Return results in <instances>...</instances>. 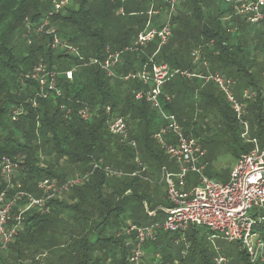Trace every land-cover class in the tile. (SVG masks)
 <instances>
[{"label": "trees", "instance_id": "1", "mask_svg": "<svg viewBox=\"0 0 264 264\" xmlns=\"http://www.w3.org/2000/svg\"><path fill=\"white\" fill-rule=\"evenodd\" d=\"M45 2L47 1L14 0V7L0 6V18L3 20V23H0V43L2 44H0V156L23 160L21 187L35 196H40L36 188L45 179L65 183L78 174L82 175L91 171L95 164L108 168L107 166L111 167L114 163L118 164V168L127 170L124 173L128 174L123 181L115 179L120 186L124 185L118 194L123 195L130 191L132 195L124 196L120 201H116L113 194L103 197L104 185H109L110 182L104 172L97 170L83 186L72 190V199L77 202L68 205L65 202L55 201L52 203L51 212L47 215L36 212L26 215L23 230L19 231L15 241L9 246L10 259L20 262L25 247L48 249L49 243L55 241L57 233L62 239L72 234L64 244L67 249L61 251L58 264H62L61 258L67 259V257H69V264H101L100 257H96L100 250L106 254H112L116 250V260L112 264H130L128 260L133 245L126 247L125 237L118 238L116 233L110 235L107 230L113 223L112 219L118 218L125 210L128 204L126 201L132 199L131 201L134 200L137 204L143 202L148 206L146 198L138 192L141 188L140 183L145 182L151 185L155 168L158 167L160 172L163 167L171 169V166L164 164L165 161L168 162V159L170 162L171 160L164 149L153 150L150 147V141L154 135L152 132L154 123L149 114V109L152 107L145 101L135 99V93L143 88L142 84L131 83L124 86V83L109 78L99 67L80 69L74 75L72 82L65 81L63 77L59 78V86L64 91L65 99L73 102L80 101L96 111L90 121H82L77 116L67 121L54 99L39 101L37 109L32 107L38 85L30 80L28 72L42 61L48 65L49 69L59 72L72 69L76 65V59L52 49L50 38L46 35L41 37L33 35L32 43H28L27 22L40 24L51 14L48 8L42 5ZM156 3L158 10L162 7L167 8L161 1ZM222 3L227 7L220 6ZM50 4L53 7L52 3ZM151 7L152 0H80L60 13L53 12L51 22L54 23V27L55 23L57 24L59 37L78 47L86 58L104 59L107 47L114 51H123L135 42L138 34L147 24V13ZM214 7L219 9L216 14L212 12ZM112 9L115 12L112 13ZM120 9H124V16L119 13ZM231 10L232 7L225 0L220 2L180 0L177 13L172 17L174 34L169 43L159 51V42L154 41L141 53L123 54L121 59L125 62L123 72L137 70L136 64L143 67L155 55L154 62L167 63L172 68L186 70L193 75L206 77L209 71L220 72L237 83L235 93L236 90L239 93L244 89L264 91L259 86L260 80L257 74L252 76L250 71L252 67L255 69L250 58L256 53H252L249 47L250 42L256 41L258 44L254 50L261 44L263 49H258L257 53L264 50V24L251 26L239 17L234 18L238 25H242L240 29L247 30L249 27L254 33L249 35L247 31H244V34L232 36L226 27L227 24L224 23V19ZM156 20L158 16L152 19L154 22ZM19 21L24 24H20V28L16 29L14 23ZM13 29L16 30L9 35ZM240 29L238 27L237 31ZM204 43L203 52L200 49L202 57L198 64L193 65V53ZM205 62L208 64V69L204 67ZM202 79L201 77L192 79L180 77L169 82L166 86L169 90L168 95L173 100L169 105L163 103L164 108L176 115L186 136L200 137L196 129L191 125L190 128L184 119L186 114L195 117L200 111L204 115L211 113L214 119H225L228 124H231V126L228 125L229 132L234 133L233 128L238 121L233 109L226 99L221 97L215 84V87L212 84H206L201 81ZM200 98L202 102L199 104L197 100ZM20 106L25 107L27 112L17 122H13L11 114ZM107 107H111L112 115L127 118V125L131 126L129 127L131 140L140 144L144 159L142 163L148 168L145 174L131 176L140 171L136 162L138 153L129 145H122L118 137L110 134L107 125L110 116L105 113ZM247 110H250V120L253 124L251 125L252 135L263 142L264 99L262 95L249 103ZM239 141H241L242 153L237 156L236 161L252 149L249 144H242V142L245 143L242 138ZM202 146L204 148L203 143ZM54 155L58 158L53 162ZM48 156L51 158L48 159ZM45 159L47 161L43 163ZM62 161L65 162L63 167ZM171 164L174 166L173 162ZM67 166L70 171L67 170ZM71 168L74 171H71ZM145 177H148L151 182L146 181ZM6 187V182L0 177V194ZM167 202L170 207L168 199ZM72 219L75 222L74 230L69 227ZM122 227L125 228V226ZM44 232L54 235L50 237V242L48 240L46 243L42 242L41 235ZM96 235L97 241L91 242ZM212 235V232L204 227L189 229L185 235L187 243L190 244L186 259L182 257L184 249L180 252L172 249V240H169L167 235L163 238L159 235L157 242L152 244L157 243L155 246L158 249L157 253L163 257V264H171L175 260H180L182 264H215L216 252L210 254L205 245L210 243ZM177 239L178 236L175 237L174 242ZM134 240L133 237L132 241ZM175 245L182 248L184 244L175 242ZM240 259L242 264H251L244 251L240 253ZM0 264H7L4 254L0 257Z\"/></svg>", "mask_w": 264, "mask_h": 264}, {"label": "built area", "instance_id": "2", "mask_svg": "<svg viewBox=\"0 0 264 264\" xmlns=\"http://www.w3.org/2000/svg\"><path fill=\"white\" fill-rule=\"evenodd\" d=\"M42 1H50L54 7V13H60L72 2L80 0ZM157 1H161L167 7L168 12L166 24L161 29L152 27L153 17L160 13V10L156 9ZM225 2L247 24L251 26L264 24V0H225ZM179 4L180 0H152L151 10L147 13L148 21L145 29L138 34L135 42L123 51H114L107 47L104 59L86 58L78 47L63 41L52 25L53 13L40 24L27 22L26 38L29 44L32 43L33 35L38 37L46 35L50 38L52 49L76 59V65L64 72L49 69L44 61L34 67L30 79L38 85V92L32 101V107L37 109L39 101L54 99L67 121H71L75 116L82 121H90L96 111L80 101L73 102L65 99L64 91L59 86V78L63 77L65 81L72 82L74 75L80 69L88 67H99L112 79L119 77L125 83L138 81L143 84L144 88L149 87L146 90L143 88L137 91L135 99L145 101L159 109L163 125L155 134L154 139L173 162L176 171L172 172L167 167L161 169L160 184L166 187L167 199L170 202V207L163 208L166 215L165 222L149 227L129 226L117 235L118 238L125 237L127 239L126 247L133 245L129 263L147 264V256L143 248L146 244L157 242L160 235L159 230L178 236L175 242L184 244L182 257L186 259L190 248V244L185 239L186 233L192 227H204L213 234L210 237V242L215 247V264H230L229 259L219 253L220 249L215 246V241L220 236L230 243L240 244L251 264H264V132L263 142H260L257 137L252 135L246 117L249 103L261 95L264 99V91L244 89L238 98L235 93L237 85L232 79L219 73L204 77L189 72L174 71L167 64L154 62V57L143 65L140 72H131L120 76L115 72L123 54L141 53L144 48L156 40L159 42L158 51L169 43L173 35L172 17L176 15ZM119 13L124 16V9H120ZM200 53V49L193 53L196 62L200 61ZM204 65L207 67V63ZM179 75L187 78L201 77L213 82L233 109L242 128L241 138L252 147L250 152L242 155L236 161L227 183L206 176L205 167H197V164L207 157V152L201 141L186 136L176 115L164 110V106L160 103L161 97L164 98V103H170L171 99L164 96L163 88ZM26 112V108L23 106L16 108L12 112V121L17 122ZM105 113L110 116L107 122L110 134L129 142V130L125 118L112 115L111 107H107ZM130 142L135 147L134 142ZM136 162L140 171L131 174L133 177L148 171V168L139 159ZM18 168V164L10 158L0 156V177L7 184L6 189L0 194V257L15 241L19 231L23 228L26 215L34 212L41 215L49 214L52 203L73 189L83 186L97 170L104 172L108 177L128 175L95 164L91 171L76 175L65 183L53 179L43 180L37 186L40 196H35L26 191H19L20 185L18 188L13 185V177ZM190 173L199 175L201 185L191 192H186V179ZM145 180L151 182L148 177H145ZM147 211L150 217H156L158 213L148 209ZM133 237L134 241H132ZM150 264H163L162 255L156 253L154 261ZM171 264L182 263L180 260H175Z\"/></svg>", "mask_w": 264, "mask_h": 264}, {"label": "rangeland", "instance_id": "3", "mask_svg": "<svg viewBox=\"0 0 264 264\" xmlns=\"http://www.w3.org/2000/svg\"><path fill=\"white\" fill-rule=\"evenodd\" d=\"M14 0H0V6H5V5H10L11 7H14L15 5L13 4ZM103 1V0H102ZM132 1V0H130ZM216 1V0H215ZM217 2H220V0H217ZM50 1H47L45 3H43L42 5L45 8H48L49 13H53L54 9L50 4ZM77 3L76 1L72 2L71 5ZM70 5V6H71ZM69 6V7H70ZM220 6L222 7H227L226 4L222 3ZM218 7H214L213 11L214 14L218 13L219 9H217ZM114 9H112V13H113ZM167 11V9L165 10ZM115 12V11H114ZM167 14V13H166ZM228 14V13H227ZM165 18L166 19V15L162 14L160 16V18ZM233 18L234 20V24H227L226 27L228 29V31L232 30L230 32V34H232V36L234 35H239L240 33L244 34V31H247L248 34L250 35L251 33H254L251 31V29L248 27L247 30L245 28H241V24H237V21L234 18H237L238 16L236 15L235 11L231 10V13L228 14V16L225 18V21L227 20V18ZM25 22V21H24ZM228 22V20L226 21ZM0 23H3V20L0 18ZM23 22H18V23H14L16 29L20 28V26L22 25ZM21 24V25H20ZM24 24V23H23ZM53 27H54V23L52 22ZM20 25V26H19ZM153 27V26H152ZM239 27V31H237ZM56 30H59L57 24L55 23V27ZM155 28V27H153ZM13 29L11 30L10 34L16 30ZM174 34V33H173ZM253 35V34H251ZM251 41V40H250ZM155 42H158V40H156ZM1 44V43H0ZM249 47H251L252 53H256L254 57L250 58V61L253 63V66L255 65V69H250L252 76L257 74L258 76V80H260L259 82V86L261 88H263L264 90V50L260 53H257L258 49H263L262 44L259 46L258 49L254 50V48L257 47L258 42L256 41H252L249 43ZM2 45V44H1ZM205 45L202 44L199 46L198 49H202V47ZM203 52V49H202ZM202 52L201 57H202ZM200 57V59H201ZM193 59H195V57L192 56ZM34 69V68H33ZM32 69V70H33ZM32 70L30 72H28L29 74H31ZM180 71V70H179ZM221 74L220 72H216ZM117 75V74H116ZM210 75H213V73H211L210 71L208 72V75H206V77H209ZM222 75V74H221ZM28 77L30 78V75H28ZM182 76H177L176 78H174V80L180 78ZM31 80V79H30ZM201 81H203L206 84H212L214 86V83L211 81H207L202 79ZM125 83V82H124ZM126 84V83H125ZM126 86V85H124ZM215 87V86H214ZM218 89V88H217ZM163 92H165L166 94H169V90L167 88V86L165 85V87L163 88ZM218 92L219 89H218ZM198 95V94H197ZM196 95V97H198ZM220 95L222 98H225L224 95L220 92ZM240 93H237V97L240 98ZM173 100V99H172ZM163 98L161 97L160 99V103L161 105H163ZM197 102H199V104L202 102V99H198ZM169 104H172L169 103ZM168 104V105H169ZM203 105H204V99H203ZM152 109H149V114L150 117L152 119V122L154 123V126L152 128V132L154 133L153 135V139L152 141H150V147L153 150H161L162 148L158 145V143L155 141L154 136L155 134L159 131L160 127L163 125V120L161 119V113L159 111L158 108L151 106ZM204 107V106H203ZM164 110H166L167 112L168 109L163 108ZM202 109V108H201ZM250 109V108H249ZM196 110L199 111V108L196 107ZM209 115H204V113L202 111L199 112L198 115H195V117L193 115H188L186 114V116H184V119L187 121V125H190L196 129V131L200 134V137H196L193 133V135L202 141V143L204 144V149H206L207 152V157L204 161H201L197 164V167H205V175L217 180L219 182H224L227 183L230 180V175L231 172L235 166L236 163V158L237 156H240L242 153V149H241V141H239V137L240 134L242 133V128L239 125V123L236 124V126H234L233 131L234 133L229 132V128L228 125L231 126V124H228L225 119L220 118V119H214V116L211 115V113H208ZM12 117V114H11ZM123 117V116H121ZM247 120L251 125L253 126L251 120H250V110H247ZM93 118V116H92ZM91 118V119H92ZM125 118V117H123ZM12 119V118H11ZM125 120L127 121V118H125ZM250 120V121H249ZM108 125V124H107ZM131 126H129L128 124V130H129V142L126 140H123L122 138H119L122 145L123 144H127L130 147L134 148L137 153H138V157L137 159H139V161H143V156L141 154V150H140V144L137 141L131 140V134H130V128ZM159 127V128H158ZM191 128V127H190ZM253 130V128L251 127V131ZM133 141L135 144V147L132 146V142ZM120 143V144H121ZM243 145H246V143H243ZM121 145V146H122ZM124 147V146H123ZM161 148V149H160ZM42 150V149H41ZM51 156H48V159H50ZM57 155H54L52 158V161L54 162L57 159ZM20 160H13L14 163L18 164V171L17 173H15L14 177H13V181L14 182V186H16L18 188V186H22V176H23V167H24V162L21 158H19ZM47 161V159H45L44 161H42L43 163ZM165 161V160H164ZM42 164V163H41ZM164 164L168 165V166H172L171 162L168 159V162L165 161ZM62 167L65 165V162L62 161L61 162ZM118 164L114 163L112 164V166H107L110 169L116 170V171H120V172H127V170H125L124 168H118L117 167ZM67 170H69V166H67ZM156 177L153 179L154 182H159L160 179V170L158 167L155 168L154 170ZM125 174V173H124ZM71 176H69L70 178ZM107 177V180L110 182L109 185H104L103 188V197L106 198L107 195H112L115 198L116 201H120L122 197L124 196H131L132 194H128V192H125L123 195H119L118 193L121 192L122 188H124V185L120 186L118 182H116L118 179V181H123L126 177H118V178H114V176L111 177ZM114 179V180H112ZM70 180V179H69ZM112 182V183H111ZM141 182H143L141 180ZM201 185V179L199 177V175L195 174V173H190L188 175V178L186 179V184H185V190L186 192H191L193 189L199 187ZM141 188L138 190V192H142L144 191V194L146 193V190H149V188H151L150 184H146L145 182L140 183ZM153 186V185H152ZM155 191H156V196H157V200L155 202H151L149 199H145L147 204H144L143 202H137L136 201H131L132 199L126 201L128 202L127 206L125 207V210L122 212V214L115 219H112V224H110L109 229L107 231H109V234H115L116 232H119L121 230V228H123L122 226H126L128 224L129 221H132V223L136 226L139 227H149V226H153L155 224H162L165 222V218L166 215L163 211L164 207H168V202H167V190L166 187H158V185H154L153 186ZM120 189V190H119ZM19 191H24L23 187L19 188ZM73 192L70 191L69 193L65 194L72 196ZM63 197V196H62ZM65 197V196H64ZM146 198V196H144ZM71 201V200H66L64 201L65 203ZM58 202V201H57ZM138 206V207H137ZM137 207V209H136ZM147 208H149L150 211H157L158 215H156V217H150L147 211ZM74 220H70V226L73 230V224H74ZM60 228V226L58 227ZM62 228H60L59 230H61ZM75 233V232H74ZM101 233V232H99ZM117 234V233H116ZM159 234L161 236V238H163L164 236H168L169 240L171 241L172 244V249L176 252H180L181 249H184V245H182V248H180L179 246L175 245L174 239L177 235L172 234V233H165L162 230H159ZM72 234L68 235V238L70 239V236ZM54 235H50V233L48 232H44L43 235H41V240L43 243H46L47 240L50 242V237ZM97 235L94 236L91 239V242H96L97 241ZM68 238H61L59 237V235L56 233L55 234V241H51L49 243V248L48 249H42L39 247V250L33 249L34 247H29L27 249V247H25L23 250V256L21 261L19 262L18 260L16 262H14V260H11V254L10 251L11 249L8 248L7 251H5L4 253V260L7 262V264H58V260L61 257V251H64L67 249V246L64 245L67 241ZM157 244V243H156ZM156 244H146L143 248V250L145 251V253H148V262H152V260H154V257L158 251V249H156ZM40 245V244H38ZM62 245V247H60ZM206 248L209 250L210 254L215 252V247L214 245H212V243H207L205 244ZM215 246L218 247L220 249L219 253H221L222 255L226 256L230 263H236V264H242V261L240 259V253L242 252V248L241 245L238 243H230L228 241H226L223 237H219L216 241H215ZM116 250H114L112 252V254H106L105 252H101V250L99 252H97V256L96 257H100L101 264H112L115 260H116ZM105 253V254H104ZM10 254V256H9ZM62 259V264H69V257H67V259Z\"/></svg>", "mask_w": 264, "mask_h": 264}, {"label": "crops", "instance_id": "4", "mask_svg": "<svg viewBox=\"0 0 264 264\" xmlns=\"http://www.w3.org/2000/svg\"><path fill=\"white\" fill-rule=\"evenodd\" d=\"M167 9V8H166ZM166 9H164V7H162V8H160L159 10H160V13H159V15H158V20H156V22H154V21H152V26L153 27H155V29H161V28H163L164 27V25L166 24V21H167V15H168V12L167 11H165ZM151 10V9H150ZM167 13V14H166ZM162 14H165L166 15V19L163 17V18H160V16L162 15ZM228 20V22H226ZM227 20L225 21V19H224V23L225 24H234V22H233V18L231 19V18H227ZM144 29H145V27H144ZM143 29V30H144ZM232 30H230L229 32H231ZM146 49H148V47L146 48ZM146 51V50H145ZM153 56V55H152ZM155 56V55H154ZM153 56V57H154ZM150 57V56H149ZM122 61V60H121ZM199 62H196L195 61V59H193V65H195V64H198ZM205 63H207V62H205ZM165 64H167V63H165ZM172 70H174V71H176V70H178L177 68H172L169 64H167ZM137 66V70H130V71H128L127 73H124L123 71L125 70V62L124 61H122V62H120V64L117 66V68L115 69V72H116V74L118 75V76H120V75H126V74H128V73H131V72H140L141 71V69H142V67H141V65H139V64H136L135 65V67ZM130 67V66H129ZM206 69H208L209 67H208V64H207V67L206 66H204ZM197 69H198V67H196ZM129 69V68H128ZM181 71V70H180ZM134 72V73H135ZM182 72H186V70L185 71H182ZM183 77V76H182ZM176 78V77H175ZM188 79H192V78H188ZM115 80H118V81H120V82H122V83H124L122 80H120L119 79V77L118 78H116ZM174 80V79H173ZM172 80V81H173ZM131 83H140V84H142L141 82H138V81H133V82H130V83H124L125 85H127V84H131ZM236 83V82H235ZM236 85H237V83H236ZM142 86H143V84H142ZM144 88V87H143ZM142 88V89H143ZM149 87H145L144 89L146 90V89H148ZM239 91V90H238ZM236 93H237V90H236ZM239 93H240V95H241V91H239ZM164 94V96L165 97H167V98H169V99H171L170 100V103L172 102V97L170 96V95H168V94H166L165 92L163 93ZM147 103V102H146ZM163 103H164V101H163ZM149 104V103H148ZM174 165V164H173ZM75 168H77L76 166H75ZM170 171H172V172H174V171H176V167H175V165L174 166H171V169L169 168V167H167ZM68 171H70V169L68 170ZM71 171H74L73 170V168H71ZM75 171H77L76 169H75ZM154 173V172H153ZM79 175V174H78ZM156 177V174L154 173L153 174V179ZM72 179V178H71ZM160 179H161V174H160ZM14 182L15 181H13V185H14ZM154 185H158V187H164V185H161L160 184V181L159 182H152V184L150 185L151 186V188H149V190H146V193L144 194V191H142L140 194H142L143 196H146V199H149L152 203L153 202H155L156 200H157V196H156V191H155V189H154V187L153 186ZM16 187V186H15ZM36 191L39 193V195H40V192L38 191V189L36 188ZM128 194H132V192H130V191H128ZM65 196V197H64ZM63 197H60L59 199H57L56 200V202L57 201H59V202H64V201H66V200H71V201H68V202H66L68 205H71V204H73V203H75V202H77V200H73L72 198V196H70V195H64ZM73 200V201H72ZM148 210H149V208H147ZM150 211V210H149ZM134 224L132 223V221H129L128 222V224L125 226V228H123L122 230H120V231H123L124 229H126L127 227H129V226H133ZM23 230V228L21 229V231ZM120 231L119 232H116L117 234L116 235H118V233H120ZM148 255V253L146 252V256ZM148 257V256H147ZM146 257V263L147 264H150V262H148V258ZM154 260H152V262H153ZM151 262V263H152Z\"/></svg>", "mask_w": 264, "mask_h": 264}]
</instances>
